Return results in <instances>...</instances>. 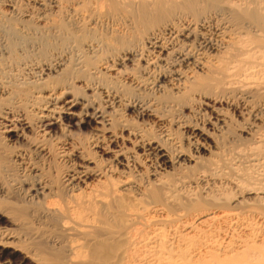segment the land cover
I'll return each mask as SVG.
<instances>
[{
	"label": "bare ground",
	"instance_id": "bare-ground-1",
	"mask_svg": "<svg viewBox=\"0 0 264 264\" xmlns=\"http://www.w3.org/2000/svg\"><path fill=\"white\" fill-rule=\"evenodd\" d=\"M36 3V14L22 15L33 26L98 28L110 35L86 39L74 69H95L90 74H97V68L119 64L116 72L151 84L153 96H158L137 113L162 125L174 122L177 131L165 128L159 137L151 136L144 123L131 117L118 122L119 131L110 103L105 106L95 95L84 98L71 84L70 63L44 77L42 67L1 64L0 203L6 202L8 179L24 195L26 211L0 209V264H264V0ZM1 4L6 2L0 0L3 29L9 17ZM18 37L34 40L25 32ZM93 63L97 67H91ZM129 64L140 77L134 76V69L128 71ZM102 89L107 100L113 98L109 89ZM177 111L189 120H179ZM58 128L91 130L100 136L98 158L67 142L54 145L61 149L60 156L70 154L62 185L28 149L50 154ZM236 129L241 134H235ZM230 134L243 137L236 138V160L254 167V176L243 173L236 161L222 163L219 149L224 135L226 140ZM138 157L154 169L145 185L131 182L121 190H135L137 197L91 187L90 181L104 170L101 164H108L103 162L115 163L124 173ZM108 165L106 171L112 172L113 164ZM177 169L188 175L171 180L169 172ZM251 178L257 186L239 196L225 192L240 189ZM147 208L155 216L145 219ZM28 217L36 220L32 229H25Z\"/></svg>",
	"mask_w": 264,
	"mask_h": 264
},
{
	"label": "rangeland",
	"instance_id": "rangeland-1",
	"mask_svg": "<svg viewBox=\"0 0 264 264\" xmlns=\"http://www.w3.org/2000/svg\"><path fill=\"white\" fill-rule=\"evenodd\" d=\"M39 1H42V0H3V3L6 2V4L5 5L1 4V5H3V7L2 6L1 7L4 11L6 10L5 11V13L7 14L6 17L7 18L9 17L10 19L8 18L5 21L6 24H4L3 29H0V65L2 64L1 65L2 67L7 62H10L11 64H13L12 66H14V67H21V66H24L25 64H28V66H29L30 64H32L33 68H36L37 66L40 68L42 67L41 68L43 70L42 76L44 77V76H47L48 74H49L48 76H54V74H55L54 71L56 69L58 70L59 67L61 69H63L65 67V65H68L70 63L71 66H68V67H70V68L73 67L71 69L69 68L70 72H72V70H73V72L71 74L72 76L68 77L71 84H73L75 86V88H77L81 91L80 95L84 98H87V96L92 97L95 95L94 97H98V98L100 96L99 102L105 101V106H109V103H110L111 107L112 106L114 107V112H113L114 114L113 115L116 114L114 116L115 121L117 120V118L119 119L116 121V123H117L116 127L118 126L117 128L119 131H121L120 130L121 127L119 128L120 123L118 124V122L123 121V119H127V118L130 119V117L135 123H137V122L138 123H144V126H146V130L151 131V133L149 132L150 135L152 134L151 136H154V133H155L156 134L155 136L159 137L161 131L163 129L165 130V128H167L166 130L167 131L169 130L170 132H174V131L176 132L177 131L176 130L177 126L174 124V122H173V124L170 122L172 125L169 122L166 123V125H162L161 123L157 122L158 120H156L154 118L145 119V117L143 118L141 116L140 113L145 108V105L147 103H149L148 101H150L151 98L157 99L158 96L157 95H156L157 97L153 96L155 94H153L154 93L153 89L150 87L151 84L150 85H149V83H148V85H147V83L144 84L145 82L144 83L141 82V80L139 78H137V79H139L140 81H138L137 79H134V81H130L132 79H127V78L125 79L126 75L118 73V71L116 72L115 70L119 69L121 67L119 64H117L115 62H114V64L111 63L112 67H110L109 69L104 68V67H106V65L102 66L100 68H97L98 70H96V71L99 72L97 74H90L95 69H92V71H90V73L85 68L79 70L76 67V69H74L75 68L73 66V64H74L73 62L75 61L74 59H76L82 55L81 54L82 52H80V49L82 47V44L85 41L91 39L92 37L106 39L110 35H107V33L105 31L100 30L98 28H97V31L92 29L94 31V33L92 30H89L88 28H86L82 31H79V30L77 31L75 29H70V28H68L70 30H66V28H65V29H63L64 30L63 31V30H60L59 28H57V29L56 28H49L48 26H43V25L38 26L35 24L33 26L31 23H29L27 21L25 22L24 21L25 19H22V17H23L22 15L27 13V12L36 14L37 10H38V5H39L36 2H39ZM64 2H63V5L64 4L66 5V1H64ZM7 4L12 5L13 8L11 6L7 7L6 6ZM58 14H56L54 17L55 18L59 17L60 14L59 15ZM61 19L63 22L64 21L63 17ZM64 23H66V22L64 21ZM9 26H11V27H9ZM110 26L112 28L116 27V25H113L111 23H110ZM11 28H13V29H11ZM21 32H25L28 36L32 37L34 39L33 42L29 41V40L21 39L20 37H18V34H20ZM15 33H17V34H15ZM108 39H111V36ZM79 44H80V48L78 46ZM7 47H9V49ZM5 50H8V51L10 50L9 51L10 54L8 52H5ZM76 51L78 54L76 53ZM103 52L101 53L102 55L104 54ZM99 54H100V52H99ZM94 60L97 61V62L95 61L96 65L99 64L97 58H94ZM10 63H8V64H10ZM62 64L64 65V67L62 66ZM96 65H94V63H93V65L91 67H97ZM1 66H0V68H1ZM127 67H128V71H130L131 73H133V71L135 70L134 76L137 77V75L139 76L141 74L132 65L129 64V65H127ZM3 68H5V67H3ZM132 69H134V70H132ZM130 77L132 78V76H130ZM13 78L14 77H12L10 79H13ZM52 81H58V80H52ZM145 81H147V80H145ZM58 82H60V81H58ZM94 85H95V87H94ZM80 86H82V87H80ZM87 86H89V87H87ZM90 86H91V88H90ZM101 87L109 89L107 91L112 95L113 98L110 97V99L107 100V98L104 97L106 95V93H101V92H104ZM12 88H14V87H12ZM12 88H10V89H12ZM95 88H97V89H95ZM110 88H111V90H110ZM7 90H9V88H7ZM82 90H84V91H82ZM83 95H85V96H83ZM118 97L119 98L121 97V98L118 99ZM102 98H104V99H102ZM115 98L117 101L113 100ZM100 99H102V100H100ZM115 104H118V105H115ZM141 108H142V110H141ZM131 109H133V110H131ZM136 109H137V111L135 112ZM138 109H140V110H138ZM115 110H117V111H115ZM115 112H117V113H115ZM137 112H140V113H137ZM136 113L138 114V116ZM174 115L177 116L179 118V120L180 119L186 120L189 118V117H187V115H186V117H184L185 115H182L181 111L174 112ZM120 118H122V119H120ZM142 120H144V122ZM167 124H170V125L167 126ZM169 127H170V129H168ZM117 128H116V130H117ZM171 128H172V130H171ZM66 131L67 130H64V129L62 130V129L58 128L54 132V134L51 137V141H52L51 143L53 146H52V150L50 151V154L43 155L35 147L28 148L30 151V155L37 162L38 161L40 162L41 167H43L44 169H46L49 172V174L52 176V179L58 185H62V183L64 181V176H65L66 171L70 165L69 164V162H70L69 155L70 154L65 155L64 157L60 156L61 154H58V151L61 152V149L58 148V150H56V148L54 147L55 144L61 145V143L63 144V143L67 142L68 143L67 146H71L74 149L79 150L80 152H83V153L85 152V154L90 155V156L93 154L96 158H98V154L96 152V150H97L96 143H97L100 136L99 135L97 136V134H98L97 132H94L91 130H88L89 132L87 130L74 131V132H69V131L66 132ZM234 131H235V134L240 133V131H238V129H236ZM68 132H69V134H68ZM67 135H69V136H67ZM224 136L226 137V135H224ZM225 137L223 138V142H221V147L219 149L220 150L219 151L220 152L219 157L223 160L222 163L225 166H230L231 163L233 164V163H235L234 161H236L237 165H239V167L241 168V171L244 170L243 173H245V174L251 173L250 175L248 174L249 177L252 174L254 176V174L257 173V170L254 169V167L249 166L248 162H246L245 160L239 161L237 158V160L239 161V164H238V161L236 160L235 148L238 145V140L236 138L240 139L243 137H240V138H239V136L234 137V134L227 135L226 140H225ZM233 138H235V139L233 140ZM1 144L2 143L0 142V146H2ZM7 150L11 151L10 149H7ZM93 155L91 157H93ZM140 155H141L140 157H142V154H140ZM143 157H144V155H143ZM205 157H208V155H206ZM139 160L141 162H139ZM139 160L137 162L134 161L135 163L130 162V164L131 163L132 164L131 165L129 164L128 168H126L124 170H127L130 167L131 168L129 170L125 171L124 173L120 172L119 166H117L118 167V169L116 168L117 170L115 169V167H114L115 163H113V162H105L104 163L103 162V164L108 163L110 165H108V164L102 165L101 164V168L104 169V170H102L101 173L104 172L105 174L100 173L99 177L92 179L90 181L91 187H93L94 189H97V190L114 192L121 197H128V198L130 196L137 197V195L134 193L135 190H132L133 192L130 191L131 193H127V192H124L121 190L123 189L124 185H126L127 183L135 182V183L140 184V185H145L146 184L145 182L150 180V178L152 176V170L154 169L152 166L153 164L151 162L147 163L146 161H142L140 158H139ZM144 162H145V164H144ZM112 164H113V166H112ZM107 165L109 167L112 166L111 167L112 169L114 168L112 170V172L109 170L106 171L105 168ZM132 165H134V166H132ZM190 170H191L190 172L195 173V170H192V169H190ZM188 172L189 171H185L183 169H177L174 172L170 171L169 177L171 180L174 179V181H179V180H182L183 177L187 176ZM134 178L137 181H135ZM251 179H249V180L245 179L248 182L247 181H243L244 183L242 182L243 187H241L242 189L240 188L241 190L237 189L235 191L234 189L233 190L226 189L225 192L228 193L229 196H231V197H234V195L237 197L240 194H242L243 191H245L246 189H248L250 187H254L255 185L257 186V184H256L257 182H255L256 180L254 178H251ZM3 180H4V176H3ZM140 181L141 182L143 181L144 184H142ZM12 184L13 183L10 180L5 179V186L7 188L6 189L7 195H6V199H5L6 202L4 203L3 201H1L0 209L4 210V209H10V208L11 209L18 208L22 212H24V211H26L25 204L23 203L24 200L22 198V196L24 197V195L21 196V192L19 190H16ZM178 185H180V183ZM129 194H132V195L128 196ZM145 206L146 205H144V207ZM142 209H143V207H142ZM148 210H149V212H148ZM145 211L146 212H143L144 217L147 216L145 219H148L150 215H151L150 217H153V215L155 216V214H156V212L152 211L151 208H147ZM145 214H147V215H145ZM25 222H26L25 229H32L34 226L37 225L34 217L25 218Z\"/></svg>",
	"mask_w": 264,
	"mask_h": 264
}]
</instances>
